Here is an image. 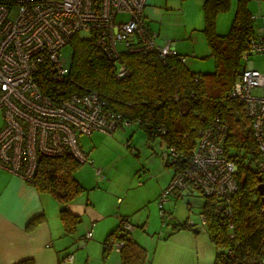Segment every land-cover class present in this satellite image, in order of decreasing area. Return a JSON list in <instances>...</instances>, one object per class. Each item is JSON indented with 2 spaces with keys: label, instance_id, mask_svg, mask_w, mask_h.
I'll return each mask as SVG.
<instances>
[{
  "label": "built area",
  "instance_id": "obj_1",
  "mask_svg": "<svg viewBox=\"0 0 264 264\" xmlns=\"http://www.w3.org/2000/svg\"><path fill=\"white\" fill-rule=\"evenodd\" d=\"M144 5L146 0H0V168L31 181L41 155H70L81 163H92L78 136L95 130L110 132L130 122L110 109L96 90H68L64 83L68 69L58 58L61 46L82 30L88 31L94 45L116 63V78L129 73L123 53L156 51L160 58L176 55L174 40L156 43L157 33L151 31ZM122 14L125 17L118 18ZM248 39L230 96L243 103L258 150V167L264 174V71L249 59L250 54H264V26ZM44 60L50 64L49 76L54 81L49 95L34 79ZM225 135L226 126L217 116L199 130L188 165L173 173L160 193L159 214L165 221L173 219L164 208L168 195L189 184L207 197L222 199L229 223L232 221L229 198L238 184L236 165L223 150ZM176 151L169 146L161 152L166 163L176 162ZM95 174L104 177L100 168ZM204 223L201 213L199 225ZM195 224L187 219L183 225L190 228ZM116 228L117 235L124 236L135 227L118 215ZM91 236L89 229L84 237ZM122 245L116 240L112 247L119 251ZM72 259L73 254L68 253L59 264ZM261 259L264 262V256Z\"/></svg>",
  "mask_w": 264,
  "mask_h": 264
},
{
  "label": "trees",
  "instance_id": "obj_2",
  "mask_svg": "<svg viewBox=\"0 0 264 264\" xmlns=\"http://www.w3.org/2000/svg\"><path fill=\"white\" fill-rule=\"evenodd\" d=\"M229 2L204 0L201 3L204 18L201 29L214 61L212 71L189 69L181 60L184 55L177 52L166 58H160L156 51L133 52L121 55L128 75L116 78L113 59L94 45L92 37L83 38L74 33L69 43L72 53L64 83L68 90H96L110 109L136 122L150 140L158 138L166 148L174 146L179 156L176 162L166 163L172 167V174L188 165L199 130L217 116L226 126L223 150L236 165L238 187L229 198L231 226L222 199L214 195L207 197L191 184L183 189L196 190L203 198L201 212L205 230L216 249L213 264H264L261 259L264 256V192L258 187L264 182V174L258 167V150L247 128L249 118L243 103L230 96V88L241 69L242 50L255 30L247 0H237L229 30L225 34L216 33L215 14L225 10ZM49 71L50 64L44 60L34 76L41 91L48 95L54 83ZM80 164L70 155L38 156L30 181L38 190L54 195L62 203L59 218L66 233L74 232L81 219L65 206L84 189L74 176ZM33 219L30 226L39 221V218ZM184 226L173 224L174 229ZM116 227L104 239V257L113 243L121 240L120 264H143L144 246L130 237V233L118 236ZM18 264L34 263L27 259Z\"/></svg>",
  "mask_w": 264,
  "mask_h": 264
},
{
  "label": "rangeland",
  "instance_id": "obj_3",
  "mask_svg": "<svg viewBox=\"0 0 264 264\" xmlns=\"http://www.w3.org/2000/svg\"><path fill=\"white\" fill-rule=\"evenodd\" d=\"M152 3V0H147ZM179 0H173L170 5L175 6L173 9L169 8V4L166 0H153L155 2L156 9L154 13L147 12L148 7L145 6V15L148 19V24L151 31L158 34L156 37V43L165 42L169 38H175V49L180 51L181 54L186 55L185 66L191 70L200 71H212L214 69V61L208 50L207 41H205V35L202 29H196L195 24H198V19L203 20L202 5L188 3L190 6L184 14L177 5ZM184 1V0H183ZM187 1V0H186ZM236 1L230 0L229 6L215 14V30L218 34H225L229 30L235 10ZM152 3V4H153ZM167 4V5H166ZM188 7V6H187ZM186 7V8H187ZM250 9L254 10V2L249 5ZM155 8V7H153ZM264 12L261 10L260 13ZM125 15H119L118 18H123ZM184 18L187 19L186 26H188V34H175V31L181 33L184 28ZM193 23V28L189 27V23ZM255 30L264 26V17L259 16L253 25ZM80 37L88 38V31H80ZM191 35V37H189ZM59 60L62 67L68 69L70 65V57L72 53V47L70 44L61 46ZM195 47V49L191 48ZM194 52H192V51ZM190 53H194L195 56H191ZM249 59L254 60L255 66L264 71V54L253 53L249 55ZM3 122L2 112L0 110V126ZM249 129V127L247 126ZM79 144L85 152H88V156L93 159L96 168H100V162L107 163L105 168L102 169L105 178L95 176V169L88 162L82 163L77 167L74 176L78 179L79 183L84 188L78 195L83 194L86 200V194L89 193L91 199L93 198L97 203L106 200L107 203H112L116 200V197H120L115 202L114 211L118 212V201L123 200L122 207L126 205L127 199L124 197L125 190L130 187V195L132 197H139L142 194L145 195L143 199L135 206V213L131 217L132 223L135 225L134 229L144 232L152 238H157L160 235H166L169 231L174 229L173 224H184L187 219L197 222L200 208L202 205V196L198 191L193 190L192 193L182 192L179 196L171 193L168 195L167 200L164 202V208L170 210L173 219L164 220L159 214V198L162 188L158 195L154 198V192L149 191V186L155 184L157 179L159 182V170L157 164L162 162V166L168 170L170 176L173 169L171 166L166 165L165 160L162 157V151L165 150V145L155 138L150 140L145 132L140 129L136 122H129L126 125H120L110 132L95 130L90 134H80L78 136ZM98 166V167H97ZM113 167V168H112ZM108 168H112L111 171ZM110 173V174H109ZM168 176V181L171 177ZM161 178V177H160ZM110 179V180H109ZM109 180V181H108ZM130 185L128 186V184ZM165 184V186L167 185ZM103 187L106 192L94 191L92 187ZM163 186V188L165 187ZM129 196V197H131ZM106 203V204H107ZM107 211V210H106ZM114 213V212H113ZM119 214V213H116ZM81 218V217H80ZM83 218V217H82ZM118 219V218H117ZM165 221V222H164ZM199 221V220H198ZM86 217L84 220L78 223V228L81 233H86V229L90 228L91 222H88ZM146 225V229H142L141 226ZM190 228H194L190 227ZM133 229V230H134ZM132 230V231H133ZM131 231V232H132ZM130 232V233H131ZM73 233V232H72ZM136 235V234H134ZM199 247L206 244V262L207 264H213L216 249L208 238L207 231L202 225H199L198 231ZM141 245L143 239L140 240ZM154 245H151L149 251H153Z\"/></svg>",
  "mask_w": 264,
  "mask_h": 264
},
{
  "label": "crops",
  "instance_id": "obj_4",
  "mask_svg": "<svg viewBox=\"0 0 264 264\" xmlns=\"http://www.w3.org/2000/svg\"><path fill=\"white\" fill-rule=\"evenodd\" d=\"M172 1L166 0V3L169 4V8L173 9L175 6L170 5ZM190 2L191 0H179L177 2L182 14L189 8L190 5L188 3ZM203 2L204 0H193L192 3L198 4L199 6ZM251 2H254V10L249 7ZM152 3L146 0L144 7H148L147 12H155L154 10L157 6L154 5L155 2ZM247 8L250 11L252 22L261 15L264 17V12L260 13L261 10H264V0H247ZM183 19L185 23L182 32L179 33L176 30L175 34H188V26H186L187 19L184 17ZM194 26H196V29H201L204 26V22L200 18L198 19V24ZM189 27L193 28L192 22L189 23ZM169 39L174 40V47L175 41L177 40L175 38ZM191 48L195 49V47ZM208 50L210 52L209 47ZM175 51L177 54H181L180 51L176 49ZM190 54L191 56H195L194 53ZM182 55L185 56V63L187 54ZM88 154L87 152V156ZM90 164L95 169L93 159ZM161 164L162 162L157 164L160 174L159 179L161 181L159 182L156 179L155 184L149 186L151 188L148 190L154 192L150 198H154L159 194L161 188L167 183L168 176H170L168 170ZM106 165L107 163L100 162L101 171ZM112 168H108V170L111 171ZM94 175L96 176L95 171ZM76 180L78 181L77 178ZM92 188L95 189V192L98 190L100 192L107 191L99 186ZM129 190L130 187L125 190L124 197L126 199L128 198L126 205L122 207L124 199L118 201V212L116 213L119 214H116L114 211L115 202L120 198L119 196L112 203H107L105 202L106 200L97 203L93 198L91 199L89 193L86 194V200L85 196L80 194L65 205L73 214L80 215L81 221L86 217L87 221L91 222L90 228H87L86 231L91 229L92 236L89 239H85V233H81L77 229L78 226L74 229L73 233H66L63 230L64 227L61 218H59L60 209L63 206L54 195L40 191L29 180H25L16 174L0 168V264H18L20 261L27 259L32 260L34 264H59L63 255L65 256L68 253L73 254V259L64 264H120V252L114 247L109 249L107 255L104 257V239L117 226L118 215L126 216L132 222L131 217L134 216L135 206L143 199L145 196L143 194L146 193L142 191V194H138L140 196L135 198L130 195L131 192ZM185 191L187 193L193 192L191 188H186L172 193L179 196ZM202 206L203 200L200 211H198L197 222L194 226L198 227L197 231L184 226V228L172 229L166 235L152 238L144 232L142 233L134 229L129 236L137 242H141V239L144 241L146 261L143 264H207L205 261L206 244L204 243L205 246L198 248V241L200 240L197 235L199 231L198 220L202 213ZM33 218H39V221L30 226V222L34 220ZM145 226V224L141 226L142 229L145 230ZM203 228L205 229V226ZM152 244L154 245V249L153 251H149Z\"/></svg>",
  "mask_w": 264,
  "mask_h": 264
},
{
  "label": "water",
  "instance_id": "obj_5",
  "mask_svg": "<svg viewBox=\"0 0 264 264\" xmlns=\"http://www.w3.org/2000/svg\"><path fill=\"white\" fill-rule=\"evenodd\" d=\"M259 186V189H260V192H264V182H261L260 184H258ZM194 231H197L198 230V227H194L193 228Z\"/></svg>",
  "mask_w": 264,
  "mask_h": 264
}]
</instances>
